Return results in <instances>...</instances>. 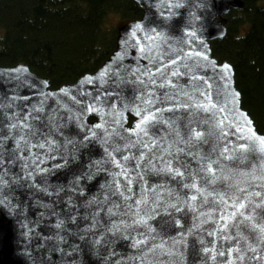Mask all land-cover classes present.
Instances as JSON below:
<instances>
[{
	"label": "water",
	"instance_id": "obj_1",
	"mask_svg": "<svg viewBox=\"0 0 264 264\" xmlns=\"http://www.w3.org/2000/svg\"><path fill=\"white\" fill-rule=\"evenodd\" d=\"M134 1L71 83L0 65V264H264V133L210 47L243 0Z\"/></svg>",
	"mask_w": 264,
	"mask_h": 264
},
{
	"label": "trees",
	"instance_id": "obj_2",
	"mask_svg": "<svg viewBox=\"0 0 264 264\" xmlns=\"http://www.w3.org/2000/svg\"><path fill=\"white\" fill-rule=\"evenodd\" d=\"M140 11L134 0H0V65L25 62L51 87L71 83L107 58L117 21ZM210 47L231 63L241 105L264 133V4L243 0L230 10Z\"/></svg>",
	"mask_w": 264,
	"mask_h": 264
},
{
	"label": "snow or ice",
	"instance_id": "obj_3",
	"mask_svg": "<svg viewBox=\"0 0 264 264\" xmlns=\"http://www.w3.org/2000/svg\"><path fill=\"white\" fill-rule=\"evenodd\" d=\"M225 67L227 68V65H225ZM249 131H251V129H249ZM248 139L252 141V146H258L259 151L264 153V138L255 137V134L253 133L251 137H248ZM249 146L250 145H244L243 147L247 148ZM240 207L243 208L244 205L241 204Z\"/></svg>",
	"mask_w": 264,
	"mask_h": 264
},
{
	"label": "rangeland",
	"instance_id": "obj_4",
	"mask_svg": "<svg viewBox=\"0 0 264 264\" xmlns=\"http://www.w3.org/2000/svg\"><path fill=\"white\" fill-rule=\"evenodd\" d=\"M259 3H262V4H264V0H259Z\"/></svg>",
	"mask_w": 264,
	"mask_h": 264
}]
</instances>
